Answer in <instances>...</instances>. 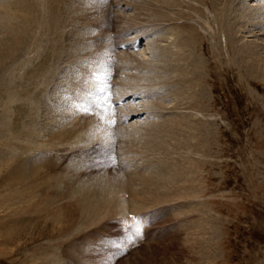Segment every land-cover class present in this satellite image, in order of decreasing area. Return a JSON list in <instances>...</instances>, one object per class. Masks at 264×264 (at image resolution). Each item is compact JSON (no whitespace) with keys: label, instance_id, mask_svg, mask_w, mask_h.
<instances>
[{"label":"bare ground","instance_id":"bare-ground-1","mask_svg":"<svg viewBox=\"0 0 264 264\" xmlns=\"http://www.w3.org/2000/svg\"><path fill=\"white\" fill-rule=\"evenodd\" d=\"M53 1L0 0V85L4 90L7 80H10L11 85L16 90L14 95L16 105L25 108L14 110L13 115H11L7 105L0 106L2 109V116H0V161L6 166L3 186H0V205L2 208L10 205L16 206L17 210L28 215V222L30 221V224L36 228L35 232H32L31 242L28 241L27 244L37 242L36 238L45 240L42 264H78L81 258L86 261L82 264H92L96 254H94V249H90L91 242L86 241L87 246L85 244L78 246L77 244L80 242V238L91 237V232L87 233L86 231L92 229L93 226L98 225L106 218L123 219L126 216L127 221L122 222L125 225L124 229L127 228L126 223L128 226L134 224L139 226L138 236L135 234V228L127 232L129 236L125 238L126 243L135 242L134 245L138 242L142 243L141 235L143 229L147 227V220L145 222L142 217L138 218V216L146 210L152 209L156 204L158 205V202L164 204L184 200L193 192L189 188L186 194H182L180 191L185 189L177 191L173 186V181L176 180L179 185L185 186V182L177 176L178 170L183 169L186 172L184 164L176 161L183 159V155L187 153L189 145L194 140L195 136L191 133L193 131L199 132L198 135L205 142V129L193 119L196 118L192 116V112L194 113L195 110L190 108L188 102L197 98L196 91L192 88L199 82V78L196 76L195 60L190 50L194 47L192 44V40L195 39L194 36H198L195 30L196 26L202 28L204 24L200 5L211 14L210 8L217 3L221 4L215 25L218 28L216 35L223 44L235 43L234 34L229 27L232 26L233 29L238 25V11L244 14L243 18L246 19L247 17L244 24L247 26L239 27L242 29V33L257 38V34H253L252 29L247 28L257 27V25H253V22L257 23L260 14L255 9L250 11L251 3L248 7H244L247 3L232 6L236 0H135L132 3L131 1L124 2L125 6L132 4V10L125 15L122 12L116 15L117 30L115 31L126 36L123 38H127L126 41L132 43L131 49L113 52L112 42L109 41L110 44L109 42L106 43L107 46L105 47L101 45L99 49L98 46L96 49V45L93 43V47L86 51L87 46L83 38L84 46H81L77 54L76 52L71 54L74 57L73 63L67 62L68 59L63 60L59 57L61 49L55 53V48L62 47L60 46V39L56 38L57 31H60L59 15L61 14L57 9L58 3ZM113 2L119 5L118 0ZM67 4L65 3V6ZM194 4L197 5L194 6ZM106 6L108 7L107 4ZM119 14L122 15L119 16ZM118 16L124 21L122 26L117 22ZM68 23L70 24V22ZM142 24H145L146 27L142 28ZM75 27L77 29V26ZM75 27L73 28L75 29ZM79 28L78 30H80ZM154 30L156 34L162 33L170 36L164 41L167 46H153L152 43L151 47L149 42L152 40H150L143 44L141 50L144 52L143 55L130 52L135 51L132 47L141 36L146 37L148 32L153 34L155 33ZM28 35L31 38L30 43H27L26 40ZM81 36L79 35V38ZM119 40L121 41L118 39L117 42ZM53 43H55L54 47ZM89 43L92 42L89 41ZM75 47L74 49L77 51ZM149 47L150 53L148 52ZM237 50L245 68H249L246 69L252 70L259 77H264V58L257 57L258 53L255 54V50L248 44L242 50L240 48ZM19 51L22 55L21 58L20 56L17 57ZM62 51L64 50L62 49ZM85 52L87 53L84 62H82L85 64L83 66L81 61L84 59ZM112 52L115 54L114 58ZM66 53L62 55L64 56ZM244 53L253 56V60L250 61L246 58ZM66 58H68L67 55ZM153 58L155 65H150L152 62L148 63L149 59ZM128 60L140 61L141 64L139 65L142 71L138 70L131 77L134 68L123 65V62ZM60 62L71 65L62 70L58 68ZM114 63L123 71L120 76L122 75L121 78H124L120 80L118 86H116L117 83L115 84V79L113 80L115 84L114 93L119 97L117 100L126 98L131 100H127V103L125 101L126 106L124 103L117 108V118L113 119L111 114L107 112L110 115L104 114L103 119H100L93 114L94 111L91 106H94L98 101L102 102L104 95L109 96L105 84L108 77L114 75L112 72ZM72 76L78 80V83L71 81L68 85V80ZM90 79H93V84L84 88L81 94L75 91L71 101L68 99L67 93L62 91L65 88L69 90L74 83L76 89H83L84 84ZM101 89L104 91L102 92ZM96 93H101V95L95 96ZM76 94L79 97L75 102L80 100L78 103L80 112L73 115L72 107L69 113L66 109L72 106L71 102L74 103ZM48 97L54 98L64 107L65 111L63 110L62 113H65V123H63L64 121L59 124L56 123L54 120L57 115L48 121L50 118L48 117L50 112L48 106H55ZM149 97L156 103L151 104L144 101L145 98ZM168 97L172 98V103L175 100V104L166 108L165 103ZM20 98L22 99L20 100ZM67 99L70 102L67 103ZM132 103H135L133 109L130 107ZM149 104L155 107L151 108ZM85 109L90 110L85 111ZM153 109H156L157 112ZM179 110L180 113L177 115L176 112ZM112 111L113 108L110 107V112ZM152 114H156L159 118L162 117L161 120L153 123L148 121L149 123L145 125H141L142 122H131L127 124L126 128L119 126L126 125L124 122L128 121V117L139 115L151 117ZM177 116L178 119H174ZM1 117L4 120L11 118L12 122H2ZM87 117L91 121L101 124V127L91 126V122L84 119ZM42 119H46L45 122L51 126L45 128L42 124L39 127V122ZM109 119L114 120L115 123H108ZM52 123H54V127H57L56 130H53ZM111 126H115L114 131L109 129ZM39 128L41 131H38ZM43 131L46 133L43 136L45 137L44 141L38 135V132L41 134ZM151 132L153 133L151 134ZM7 133L9 138L12 137L11 140L7 137ZM121 133L122 135H120ZM97 140L103 142L101 155H104L107 146L110 149H115L117 145V154H111V156L117 157L116 165H110L121 170L122 165L127 163V169L120 174V177H105L100 174L98 169L92 166L86 167L81 160H78V167L75 165L63 167L62 174L58 176L60 181H57L53 176H43L46 179L44 180L45 190H38L39 178L37 179L34 173L29 172V169L44 165L48 167L50 173H54L57 169H62L59 160L54 157V155L61 154L60 148H65L64 151H72L78 147L82 151L81 145L84 143L91 145ZM39 142L42 143H40L41 147L37 145ZM134 155L136 159H134ZM143 157L145 162L141 161ZM135 160H139V162H134ZM141 167H145L147 170L140 173ZM77 169L78 174H82V170H85L88 173L93 171L98 176H93L90 179L87 177L80 178L76 173ZM125 194H128L126 200L124 199ZM192 196L191 198H194ZM60 203L62 206L59 205ZM25 206H28V210L24 209ZM143 217L145 219L147 216ZM18 219L19 216L15 215L14 221ZM135 219H137L136 223H134ZM10 220L13 221V218ZM37 226L40 227L37 228ZM207 226L208 230L212 228L211 225L207 224ZM15 231L14 234L18 237L20 232H17V229ZM210 231L212 230L210 229ZM23 233L20 234L21 237ZM9 237L10 235L7 238L8 241ZM130 238L133 240L129 241ZM151 238L148 236L146 243L143 244L147 245ZM197 239L199 238L197 237ZM26 248L29 251H35L37 247L31 245Z\"/></svg>","mask_w":264,"mask_h":264},{"label":"rangeland","instance_id":"rangeland-1","mask_svg":"<svg viewBox=\"0 0 264 264\" xmlns=\"http://www.w3.org/2000/svg\"><path fill=\"white\" fill-rule=\"evenodd\" d=\"M52 1L53 0H51V2ZM113 1L114 0H107V2L106 0H54L53 2L58 3L57 9H59L58 12L61 14L59 15L60 31H57L56 38L60 39V46L63 47L55 48V53H58L59 49H61L59 57L61 59L63 58V60L68 59L67 62L70 61L74 63L72 60L74 57L71 56V54H75V52L77 54L81 46H84L85 43L82 41L83 38L87 46L86 51H89V49L93 47V43L96 45V49L97 46L99 49L101 45H104V47L107 46L106 43L109 41L112 42L111 47L114 49L113 52L119 50L128 51L130 49V42L126 41L127 38H123L126 36L115 31L117 30L116 15L121 12L124 13V15L130 13L133 5L129 4V6H125L124 2L128 3L131 1L132 3V1L134 2L135 0H118L119 5ZM65 3L70 5L67 4L65 6ZM243 3H247L244 7H248L249 3H251L250 11L255 9L257 13L260 14V18H257V23L253 22V25H257V27L247 28L249 30L252 29L253 34H257V38L250 37L249 34L245 35L244 32L242 33L241 28L247 26V24L244 25L245 21H247V17L246 19L243 18L244 14L238 11V25L233 29L232 26L229 27L234 34V44H223L218 38V35H216L218 33V28L215 24L218 17L217 12L221 8V4L217 3L212 6L210 8L212 11L211 14L205 7L200 5L202 9V22L204 24L202 28L196 26L195 30L198 36H194L195 39L192 40L194 47L190 50L195 60V69L197 68L196 76L199 78V82L192 88L196 91L197 98L188 102L190 103V108L195 110L194 113L192 112V116L196 118H192L205 129V142L203 138L198 135L199 132L193 131L191 133L195 136L194 140L189 145L187 153L183 155V159H178L176 161L177 163L184 164V170L186 172H184L183 169L181 171L178 170L177 176L185 182V186L179 185V183L176 180L173 181L172 178L173 186L177 191H179V189H185L180 192L186 194L187 190L191 188L189 190L193 191L192 194L180 201L164 204L158 202V205L156 204L152 209L146 210V212L138 216V218L142 217L145 222L147 220V227L143 229L141 235L143 239L142 243L138 242L136 245H134L135 242L126 243L125 238L129 236L127 233L129 230L127 228L124 229L125 225L122 224V222L127 221L126 216L123 219L106 218L98 225L93 226L92 229L86 231L87 233L91 232V237L87 239L82 237L77 244L78 246L82 244L87 246V242H91L90 249H94V254H96V258L92 264H264V77L257 76L252 70H247L249 68L246 67V69L241 63V58L237 50V48L242 50V48L248 44L255 50V54L258 53L257 57L264 58V1L236 0L232 6ZM196 5L197 4H194V6ZM96 7H98V9H96ZM70 14L73 15L71 16ZM247 14L249 15V12H247ZM81 15L83 18H81ZM121 15L122 14H119V16ZM68 22L73 24L70 25ZM117 22L120 25L122 22L124 23L123 19L120 18ZM75 26H77V29ZM73 27H75V29ZM143 27L145 28L146 25L142 24V28ZM71 28H73L72 31ZM148 34L146 37L143 35L138 39L141 47L139 45L140 49H138V51H130L131 53H144L141 51L143 49V44L150 40H152L150 41L151 43L149 42L151 47L152 43L153 46H167L164 41L170 36L162 33L156 34V32L153 34L148 32ZM79 35L83 37L81 36V38H79ZM118 39H121V41L119 40L117 42ZM26 40L27 43H30V35L26 37ZM105 40L106 42L104 43ZM89 41L92 43H89ZM122 43L127 45H125V49H120V44ZM54 44L55 43L52 44L53 47ZM68 45L69 47H66ZM62 49L64 51H62ZM66 52L70 54L68 53V55ZM113 52L112 55L114 58L115 54ZM148 52L150 53V47ZM64 53L66 54L63 56L62 54ZM86 53L87 52H85L84 59L81 63L84 62ZM66 55L68 58H66ZM243 55L250 61L253 60V56H250L249 53H244ZM18 56H20V58L22 57L20 51L17 54V57ZM148 63H150V65H155V59H149ZM139 64H141L140 61L133 60L123 62V65H129L134 68L131 77L135 75L138 70L142 71ZM69 65L71 64L60 62L58 68L64 70L67 69ZM82 65L85 66L83 63ZM93 70L94 67L92 68V73ZM112 72H114V75L108 77L105 87L107 86L106 89L109 93L108 97L110 98L108 105L111 103L113 105V111L110 112V114L114 119L117 118V108L124 105L125 101L127 103V100L131 99L129 97V99H123V103L117 100L119 97L114 93V85L116 83V86H118V84L120 85V80L122 79V75L120 76V74L123 71L116 67V63H114ZM73 76L68 80V85H70L71 81L78 83V80L73 78ZM114 79L115 84L113 82ZM75 83L69 90H66V88L62 90L63 93H67L70 101L75 95V91L81 94L84 88L93 84V79L86 82L83 89H76ZM15 93V87L11 85L10 80H7V85L4 90L0 85V106L3 104L7 105L8 109L11 111V115H13L16 109H25L20 105H16L14 98ZM96 95H101V93H96L95 96ZM78 97L77 95L74 103L71 102L72 106L66 109L67 113H69L71 107L73 109V115L74 113L80 112V109H78L80 100L75 102ZM21 99L22 98H20V100ZM48 99L55 105L54 107L48 106L50 107V112L48 113V117L50 118H48V121H51L53 117L57 115L54 121L58 124L62 121L65 123V113H62L63 110L65 111L64 107L56 102L54 98L48 97ZM68 99L67 103L70 102ZM144 101L151 104L153 102L156 103V101L150 97L145 98ZM126 103L124 106H126ZM172 104H175V100L172 103V98L168 97L165 103L166 108L171 107ZM108 105H106V107H108ZM101 106L102 103L99 106L96 102L91 108L94 112H97L100 111ZM149 106L151 105L149 104ZM130 107L133 109L135 103H132ZM154 107L155 106H151V108ZM153 110L157 112L156 109ZM179 113L180 110L176 112L177 115ZM104 114L106 115L107 113ZM0 116H2L1 108ZM161 118L162 117L159 118L156 116V114H152L151 117H142L140 115L137 117H128V121L124 122L126 125L119 126H124L126 128L127 124L131 122H142L141 125H145L149 122H158ZM84 119L91 122V126L93 127H101V124L91 121L88 117ZM174 119H178V116ZM45 120L46 119H42L38 126L40 127L42 124L45 128L51 126L47 124ZM1 121L7 123L12 122L11 118L4 120L2 117ZM54 123H52L53 130H56L57 127H54ZM41 129L38 131H41ZM109 129L114 131L115 126H111ZM152 133L153 132H151V134ZM41 134L38 132V135L44 141L45 137L43 136L46 135V133L43 131ZM6 135L9 138V134L7 133ZM120 135H122V133ZM11 139L12 137L10 136L9 140ZM40 143L41 142L37 145L40 146ZM85 145L86 148H84ZM88 145L90 144L84 143L81 145L82 151H80L78 147L72 151H64L65 148H60L59 152H61V154L54 155V157L59 160V165L62 169L59 168L57 171H54V173H50L48 167L44 165L29 169V172L34 173L37 179L39 178L38 190H45L44 180L46 179L43 178V176H53L57 181H60L58 176L62 174L63 167L71 165L78 167V160H81L86 167L92 166L98 169L100 174L105 177H120V174L126 171L127 163L122 165L121 170H118L117 166V168L113 167L116 164L113 166L110 165L111 161L109 155L113 153L117 154V145L115 149H110V147L107 146L104 155H101V153H103L102 141L97 140L90 146ZM134 159H136L135 155ZM115 160L117 161V157ZM137 161L139 162V160H135L134 162ZM141 161H144V157L141 158ZM145 170H147V168L141 167L140 173ZM5 172L6 166L0 161V186H3ZM76 173L78 174V169ZM81 173L82 174H78L80 178L87 177V179H90L93 176H98L94 174L93 171L88 173L82 170ZM124 196L125 200L128 199V194ZM191 196L194 198H191ZM59 205L62 206L61 203ZM16 208V206L11 205L2 208L0 205V264H42L45 253H43L45 240L36 238L37 242L29 245L27 244L28 241L31 242L30 238L32 232H35L36 227L31 225L30 221L28 222V215L23 214L21 210H17L18 208ZM24 209L28 210V206H25ZM11 211L12 213H10ZM14 212L16 216H19L17 221H14ZM145 215L147 217L144 219L143 216ZM1 218L4 219L5 222ZM11 218H13V221L10 220ZM136 222L137 219H135L134 223ZM207 224L211 225L214 230L212 228H210L212 231H210V229L208 230ZM142 225L144 224L142 223ZM38 227L40 226H37V228ZM16 229L20 234L24 232L22 237L20 234V237H16L14 234ZM209 232L212 233L209 234ZM7 234L10 235L9 241L7 239L9 235ZM136 236H138V234H136ZM148 236L152 238L150 242L145 245L143 243H146ZM197 237L199 239H197ZM132 240L133 239L130 238L129 241ZM27 245H32L37 248L35 251H29V249L27 250L26 248L28 247ZM82 260L81 258L78 264L86 263L85 260ZM64 261L66 262L65 258Z\"/></svg>","mask_w":264,"mask_h":264},{"label":"snow or ice","instance_id":"snow-or-ice-1","mask_svg":"<svg viewBox=\"0 0 264 264\" xmlns=\"http://www.w3.org/2000/svg\"><path fill=\"white\" fill-rule=\"evenodd\" d=\"M101 91L103 92L104 90L101 89ZM109 99H110V98H109L107 95H104V96L102 97L103 105H105V106L108 105ZM89 110H90V109H85V111H89ZM106 111L110 113V107H104V106H102L101 109H100V111L93 112V114H94V115H97L100 119H103V117H104V113H105ZM108 123H110V124H114L115 121L112 120V119H109ZM109 159H110V161H111V164H112V165H115V163H116L115 157L109 155ZM126 227H127V229H128L129 231H131V230H133V228H135V234H138V232H139V226H138V225H135V224H134V225L128 226L127 223H126Z\"/></svg>","mask_w":264,"mask_h":264}]
</instances>
